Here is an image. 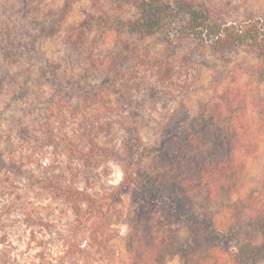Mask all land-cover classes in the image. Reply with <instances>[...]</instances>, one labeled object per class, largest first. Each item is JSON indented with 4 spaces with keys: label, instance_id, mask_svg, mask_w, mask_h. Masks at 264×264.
<instances>
[{
    "label": "rangeland",
    "instance_id": "rangeland-1",
    "mask_svg": "<svg viewBox=\"0 0 264 264\" xmlns=\"http://www.w3.org/2000/svg\"><path fill=\"white\" fill-rule=\"evenodd\" d=\"M63 1L33 2L46 11L63 7ZM200 1L221 12L224 21L255 19L264 25V0ZM15 6L16 1L0 0V42L5 33L21 30L22 13ZM139 16L135 0H73L63 29L45 40L42 51L61 62V71L85 90L111 68L123 89L132 90L134 101H143L145 119L139 131L145 144L162 142L167 132L187 126L225 93L235 109L243 106L242 117L234 123L245 129L237 153L244 164L239 186L211 197L191 194L195 213H215L264 181V79L255 67L263 61L246 43L221 53L211 42L193 38H137L122 27ZM15 63L0 59V146L7 147L5 137L13 130L16 148L7 158L28 175L0 173V264H131L132 251L143 256L149 248L156 254L149 264H180L189 223L142 210L133 188L121 185L122 163L114 151L121 150L122 126L128 119L119 95L109 91L88 96L81 89L84 93L68 106L54 99L49 85L36 82L17 105L12 122L6 107L9 91H17L21 71L33 60ZM21 117L27 124L36 117L41 131L35 139L17 143ZM68 189L89 191L104 204L95 211L68 200Z\"/></svg>",
    "mask_w": 264,
    "mask_h": 264
},
{
    "label": "trees",
    "instance_id": "trees-1",
    "mask_svg": "<svg viewBox=\"0 0 264 264\" xmlns=\"http://www.w3.org/2000/svg\"><path fill=\"white\" fill-rule=\"evenodd\" d=\"M13 1L17 5L15 10L22 13L18 26L21 30L7 32L1 37L0 59L4 58L11 66L29 59L33 64L21 71L22 82L17 85V91H9L11 96L6 107L12 122L17 118V105L26 99L31 85L36 82L40 83L39 86L49 85L55 94L54 99L68 106L84 93L81 89L85 90L84 85L70 81L61 71V62L52 60L42 51L45 40L63 29L73 0H64L63 7H50L46 11L35 5L34 0ZM135 1L140 16L126 21L122 27L131 35L137 38L159 35L173 42L177 37L193 38L211 42L221 53L238 43H246L257 57H261L263 62L255 67L260 79H264V25L260 20L224 21L221 12L200 0ZM37 61L38 73L33 75ZM110 70H106L107 74L103 72L85 94L97 97L110 91L119 95L127 107L123 116L128 122L122 126L121 150L114 151L122 163L124 179L121 185L133 188L140 198L142 210L152 209L155 213L172 217L175 222L189 223V238L187 245L180 250V264H264V181L260 188L252 189L245 197L215 213H195L191 196L197 193L211 197L222 190L235 191L239 186L244 164L238 160L237 153L241 150L245 129L239 127L238 130L234 123L242 117L244 107L235 109L231 96L225 93L217 101L206 104L187 126L167 132L162 142L157 140L146 145L139 131L145 119L143 101H134L132 90L127 86L123 89L125 84H120ZM118 85H121L120 90ZM36 117L30 124L22 117L17 119L20 123L18 132H15L17 143L37 137L41 129L37 127L41 123ZM11 131L5 137L7 147L0 146V173L7 170L8 173L28 175L25 168L7 158L16 148ZM71 149L77 154L74 146ZM29 177L33 179L32 174ZM8 178L4 176L2 179ZM64 193L68 200L86 203L95 211L104 204L99 202L101 197L97 199L95 194L84 189H68ZM107 198L112 202L113 198ZM147 251L143 256L132 251L131 264H149L156 254H152V248Z\"/></svg>",
    "mask_w": 264,
    "mask_h": 264
}]
</instances>
